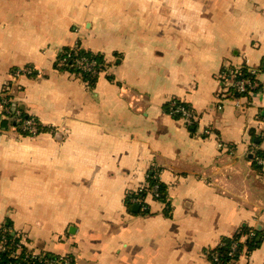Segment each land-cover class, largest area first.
Returning a JSON list of instances; mask_svg holds the SVG:
<instances>
[{
    "label": "crops",
    "instance_id": "0c3cea01",
    "mask_svg": "<svg viewBox=\"0 0 264 264\" xmlns=\"http://www.w3.org/2000/svg\"><path fill=\"white\" fill-rule=\"evenodd\" d=\"M77 41L109 76L55 68ZM250 69L256 89L235 94ZM0 91L46 128L21 135L0 111V230L31 249L215 264L223 239L264 232V0H0ZM155 170L165 200L143 204L132 195ZM229 264H264V238Z\"/></svg>",
    "mask_w": 264,
    "mask_h": 264
},
{
    "label": "built area",
    "instance_id": "2783aa9c",
    "mask_svg": "<svg viewBox=\"0 0 264 264\" xmlns=\"http://www.w3.org/2000/svg\"><path fill=\"white\" fill-rule=\"evenodd\" d=\"M80 47V42L77 41L72 46L62 50L56 58L55 68L61 71L69 72L67 60L71 59L73 62L71 66L79 69L81 71V73H79L80 76L87 82H90L89 80H98L101 77L109 76L104 62L87 60L84 57L79 56L78 51ZM82 72L85 75L82 76ZM33 73L34 70L31 66L14 69L12 72L13 76L17 78L20 76H31ZM257 73V70L250 69L245 75L234 79L231 83V87L235 93L242 95L245 92L256 89L257 81L255 77ZM12 108L13 106L10 104L9 100H7L0 93V111L4 119L7 118ZM169 110L171 114L178 115L186 125L190 126L194 123L195 115L193 109L189 105L173 100L169 103ZM13 122L18 124L15 129H19L21 132H25L29 135L39 134L41 131L46 129L30 116L21 121V113L19 111L16 112L15 116L13 117ZM260 137L264 138L263 135H260ZM252 147H256V145L252 143ZM16 238L18 241L15 244L14 251H11L8 254V257L11 261L7 264H72V258L69 256H59L42 251H36L29 247L28 243L24 241L22 236H17L16 234ZM0 239L3 240L4 237L0 236ZM3 249L4 248H1L0 250L2 251ZM15 260H17V263Z\"/></svg>",
    "mask_w": 264,
    "mask_h": 264
},
{
    "label": "trees",
    "instance_id": "16d2710c",
    "mask_svg": "<svg viewBox=\"0 0 264 264\" xmlns=\"http://www.w3.org/2000/svg\"><path fill=\"white\" fill-rule=\"evenodd\" d=\"M79 56L84 57L87 60H96L97 62H103V59L100 55L92 54L91 52L85 51L80 47L78 51ZM72 60H67V66L69 67V71L81 73V71L72 65ZM85 75L82 72V76ZM85 78V77H84ZM90 82H94L95 80H89ZM4 94V92H0ZM236 94V93H235ZM13 108L10 110L7 119H4L2 122V126L5 127L7 121H10V125H13V121L10 118L14 117L16 112L21 113V121L26 119L28 115L24 113L21 108H18L16 105H13V102H10ZM183 104H186L183 102ZM188 105V104H187ZM178 117V115H175ZM18 126V124H16ZM21 135H25V132H21L19 129H16ZM252 139H254L255 132L251 131ZM256 158H261L260 152L255 153ZM262 159V158H261ZM254 164V163H253ZM158 171H151L149 173L148 178L146 179L145 185H143L140 191H137L132 195L133 198H139L144 203L143 199L147 196L152 195V199L155 201H164L165 200V188L163 187L162 182L158 181L159 179ZM161 201V202H162ZM168 205V202L166 203ZM0 236H3L4 239H0V249L4 248L2 251L0 250V264H7L11 260L8 257V254L11 251H14L15 244L18 241L16 238V234L13 231H9L7 227L0 230ZM21 236V235H20ZM264 238L263 230H259L256 228H248L243 226L239 230L235 232L233 236L227 239H223L214 250L209 252L210 259L213 258L215 264H229L233 260L238 259L242 254H248L252 250L256 249ZM24 239V238H23ZM26 241V240H24ZM27 242V241H26ZM17 263V260H15ZM24 264V263H19Z\"/></svg>",
    "mask_w": 264,
    "mask_h": 264
},
{
    "label": "rangeland",
    "instance_id": "374dc122",
    "mask_svg": "<svg viewBox=\"0 0 264 264\" xmlns=\"http://www.w3.org/2000/svg\"><path fill=\"white\" fill-rule=\"evenodd\" d=\"M237 94V93H236ZM7 229L12 230L10 227H7Z\"/></svg>",
    "mask_w": 264,
    "mask_h": 264
}]
</instances>
